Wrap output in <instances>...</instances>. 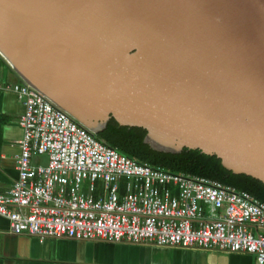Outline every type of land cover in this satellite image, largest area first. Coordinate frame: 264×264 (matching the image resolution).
<instances>
[{"label": "water", "instance_id": "95a60500", "mask_svg": "<svg viewBox=\"0 0 264 264\" xmlns=\"http://www.w3.org/2000/svg\"><path fill=\"white\" fill-rule=\"evenodd\" d=\"M0 55L92 135L264 185V0H0Z\"/></svg>", "mask_w": 264, "mask_h": 264}, {"label": "built area", "instance_id": "2783aa9c", "mask_svg": "<svg viewBox=\"0 0 264 264\" xmlns=\"http://www.w3.org/2000/svg\"><path fill=\"white\" fill-rule=\"evenodd\" d=\"M0 89L24 107L17 178L0 194V220L12 234L217 249L264 264L263 203L216 182L138 164L23 80ZM34 155L46 156V164L32 165Z\"/></svg>", "mask_w": 264, "mask_h": 264}, {"label": "crops", "instance_id": "0c3cea01", "mask_svg": "<svg viewBox=\"0 0 264 264\" xmlns=\"http://www.w3.org/2000/svg\"><path fill=\"white\" fill-rule=\"evenodd\" d=\"M20 80L0 55L1 86L12 87ZM23 112L24 107L17 96L8 89H0V194L9 191L17 178L16 158L22 139L18 122ZM31 163L43 166L46 156L34 155ZM204 214L205 218L210 217L207 210ZM114 243L68 238L40 240L28 235H15L8 230L7 221L0 220V264H255L250 255L217 249Z\"/></svg>", "mask_w": 264, "mask_h": 264}, {"label": "trees", "instance_id": "16d2710c", "mask_svg": "<svg viewBox=\"0 0 264 264\" xmlns=\"http://www.w3.org/2000/svg\"><path fill=\"white\" fill-rule=\"evenodd\" d=\"M145 132L138 128L119 127L113 120L94 137L119 154L176 175L202 178L249 194L264 204V185L244 175H233L225 170L214 156L195 150H183L179 154L157 153L143 143Z\"/></svg>", "mask_w": 264, "mask_h": 264}, {"label": "rangeland", "instance_id": "374dc122", "mask_svg": "<svg viewBox=\"0 0 264 264\" xmlns=\"http://www.w3.org/2000/svg\"><path fill=\"white\" fill-rule=\"evenodd\" d=\"M102 143V142H101ZM105 145V144H104ZM108 147V146H107ZM110 148V147H109ZM112 149V148H111ZM114 150V149H113ZM116 151V150H115ZM132 160V159H131ZM134 161V160H133ZM136 162V161H135ZM139 164V163H138ZM143 165V164H142ZM172 174V173H171ZM252 234L254 235V234H256L255 232H253L252 231ZM86 241H96V240H86ZM114 244H117V243H114ZM181 248H183V247H181ZM228 253H231V252H228ZM242 254H245V253H242ZM246 255H248V254H246Z\"/></svg>", "mask_w": 264, "mask_h": 264}]
</instances>
